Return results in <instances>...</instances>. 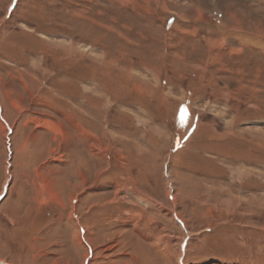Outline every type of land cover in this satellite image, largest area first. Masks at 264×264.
Here are the masks:
<instances>
[{
    "label": "rangeland",
    "instance_id": "374dc122",
    "mask_svg": "<svg viewBox=\"0 0 264 264\" xmlns=\"http://www.w3.org/2000/svg\"><path fill=\"white\" fill-rule=\"evenodd\" d=\"M1 264H264V0H0Z\"/></svg>",
    "mask_w": 264,
    "mask_h": 264
},
{
    "label": "bare ground",
    "instance_id": "6f19581e",
    "mask_svg": "<svg viewBox=\"0 0 264 264\" xmlns=\"http://www.w3.org/2000/svg\"><path fill=\"white\" fill-rule=\"evenodd\" d=\"M1 264V263H0Z\"/></svg>",
    "mask_w": 264,
    "mask_h": 264
}]
</instances>
